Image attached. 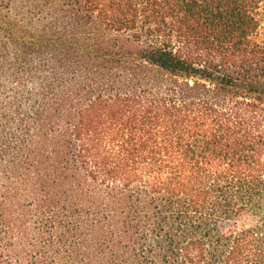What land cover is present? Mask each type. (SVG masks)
I'll return each mask as SVG.
<instances>
[{"label": "trees", "instance_id": "16d2710c", "mask_svg": "<svg viewBox=\"0 0 264 264\" xmlns=\"http://www.w3.org/2000/svg\"><path fill=\"white\" fill-rule=\"evenodd\" d=\"M263 1L0 0V264H264Z\"/></svg>", "mask_w": 264, "mask_h": 264}, {"label": "rangeland", "instance_id": "374dc122", "mask_svg": "<svg viewBox=\"0 0 264 264\" xmlns=\"http://www.w3.org/2000/svg\"><path fill=\"white\" fill-rule=\"evenodd\" d=\"M257 18L259 21V28L254 34V39L260 44L264 45V1L261 3L260 8L257 10ZM246 221H241L240 224H244Z\"/></svg>", "mask_w": 264, "mask_h": 264}]
</instances>
